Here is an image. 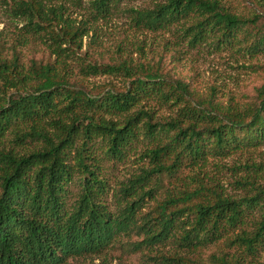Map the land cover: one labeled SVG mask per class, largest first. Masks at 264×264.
Segmentation results:
<instances>
[{
    "label": "trees",
    "instance_id": "16d2710c",
    "mask_svg": "<svg viewBox=\"0 0 264 264\" xmlns=\"http://www.w3.org/2000/svg\"><path fill=\"white\" fill-rule=\"evenodd\" d=\"M121 1L3 0L24 26L0 31V264H81L112 248L123 264H264V188L235 198L195 173L193 186L159 192L165 173L264 144V85L246 105L224 106L216 87L202 92L179 71L167 42L151 56L137 44L135 57L123 39L102 45L95 29L85 46L91 19L107 18ZM68 3L92 18H72ZM130 12L137 28L183 22L193 47L264 54L263 12L240 16L220 0H164ZM100 74L127 84L95 92L86 80ZM150 101L176 114L157 118ZM142 139L150 166L120 183L112 210L102 163L125 160ZM170 242L178 249L162 251Z\"/></svg>",
    "mask_w": 264,
    "mask_h": 264
},
{
    "label": "rangeland",
    "instance_id": "374dc122",
    "mask_svg": "<svg viewBox=\"0 0 264 264\" xmlns=\"http://www.w3.org/2000/svg\"><path fill=\"white\" fill-rule=\"evenodd\" d=\"M162 1L164 0H122L118 8L107 18H100L97 21L91 19L89 26L93 29L84 39L85 46L94 37L95 29L98 33L97 39L102 45L115 46L118 40L123 39L135 57L138 56L137 44L145 45L147 55L151 56L154 51L160 49L162 43L167 42L171 50L178 53L179 71L188 79L193 78L195 85L202 92L209 93L211 87H216L218 100L224 106L230 103L246 105L256 88L264 85V54L253 56L241 50L238 45L218 48L209 42L193 47L188 43L187 36L182 30L183 22L158 30L135 27L130 9L153 8L156 3ZM220 1L227 9L240 16L251 17L255 13H264V0H258L257 3L252 0ZM68 7L70 8L68 13L72 18L77 20L92 18L87 8L73 6L70 3ZM23 26V20L11 15L3 0H0V31L9 34L21 30ZM86 84L96 92L103 89V85L124 88L127 80L122 76L100 74L90 76ZM147 106L157 108V118L176 114V107L159 105L155 101H150ZM12 138L13 135L8 134L1 144L9 146ZM147 146H150L148 139H142L125 160L116 162L106 159L102 163L110 186L106 201L112 210L116 209L114 192L120 183L126 181L132 174L139 173L142 166H150V158L146 156L142 158ZM195 173L202 176L205 182L217 184L229 196L235 198L253 196L257 188H264V144L239 149L228 156H209L200 166L195 168L184 166L176 175L165 173L159 192L174 187L193 186L191 176ZM72 190L77 194V184ZM259 218V206L250 209L247 226L251 227ZM177 249V245L170 242L163 246L162 251L174 252ZM84 259L81 264H123L116 248ZM68 264L79 263L69 260ZM124 264H138V260L127 257Z\"/></svg>",
    "mask_w": 264,
    "mask_h": 264
}]
</instances>
